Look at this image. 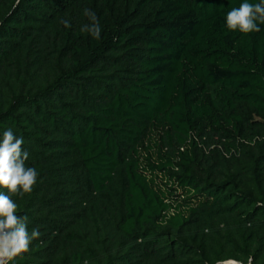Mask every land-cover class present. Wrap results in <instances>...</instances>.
Segmentation results:
<instances>
[{
	"label": "trees",
	"instance_id": "16d2710c",
	"mask_svg": "<svg viewBox=\"0 0 264 264\" xmlns=\"http://www.w3.org/2000/svg\"><path fill=\"white\" fill-rule=\"evenodd\" d=\"M2 264H264V0H0Z\"/></svg>",
	"mask_w": 264,
	"mask_h": 264
},
{
	"label": "water",
	"instance_id": "95a60500",
	"mask_svg": "<svg viewBox=\"0 0 264 264\" xmlns=\"http://www.w3.org/2000/svg\"><path fill=\"white\" fill-rule=\"evenodd\" d=\"M0 239H4V240L8 239L7 226L3 223H0ZM10 245H11V243H10Z\"/></svg>",
	"mask_w": 264,
	"mask_h": 264
},
{
	"label": "rangeland",
	"instance_id": "374dc122",
	"mask_svg": "<svg viewBox=\"0 0 264 264\" xmlns=\"http://www.w3.org/2000/svg\"><path fill=\"white\" fill-rule=\"evenodd\" d=\"M6 243H7L6 241L0 243V259L2 258V255L4 254Z\"/></svg>",
	"mask_w": 264,
	"mask_h": 264
},
{
	"label": "built area",
	"instance_id": "2783aa9c",
	"mask_svg": "<svg viewBox=\"0 0 264 264\" xmlns=\"http://www.w3.org/2000/svg\"><path fill=\"white\" fill-rule=\"evenodd\" d=\"M6 241H7L8 246H7V248H6L5 252H4V254L7 253V250H8V248H9V246H10V243H11L10 240H9V238L6 239ZM4 254H3V255H4ZM3 255H2V258L5 256V255H4V256H3ZM2 258L0 259V264H2V262H3V259H2Z\"/></svg>",
	"mask_w": 264,
	"mask_h": 264
},
{
	"label": "bare ground",
	"instance_id": "6f19581e",
	"mask_svg": "<svg viewBox=\"0 0 264 264\" xmlns=\"http://www.w3.org/2000/svg\"><path fill=\"white\" fill-rule=\"evenodd\" d=\"M4 241H6V240H4V239H0V243H1V242H4ZM6 242H7V241H6ZM4 245H5V244H4ZM7 246H8V244L6 243L5 250H6ZM4 252H5V251H4Z\"/></svg>",
	"mask_w": 264,
	"mask_h": 264
}]
</instances>
